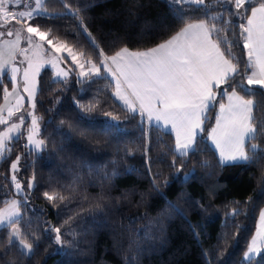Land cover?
<instances>
[{
  "label": "trees",
  "instance_id": "16d2710c",
  "mask_svg": "<svg viewBox=\"0 0 264 264\" xmlns=\"http://www.w3.org/2000/svg\"><path fill=\"white\" fill-rule=\"evenodd\" d=\"M43 3L49 15L29 24L50 29L49 39L83 53L96 66L103 59L101 49L108 56L123 47L145 51L188 23L215 24L223 31L214 30L213 39L219 35L231 43L225 55L235 57L233 63L239 61L243 74L238 78L243 87L234 90L254 102L257 134L251 143L258 149L253 162L219 161L209 135L218 117L217 104L205 116L195 151L181 156L171 134L116 101L114 83L105 75H72L62 81L45 70L36 98L43 149L39 155L30 151L21 135L12 140L0 163V209L14 198L21 200L19 218L0 229V264H264V250L250 261L244 257L264 209V89L247 85L251 71L246 69L239 27L250 13L239 10L244 19L233 15L223 0H205L204 6L175 5L171 0ZM64 3L80 18L63 14ZM220 47L226 45L221 42ZM2 87L0 83V102ZM226 97L217 100L224 103ZM245 148L252 156L248 142ZM17 157L25 197L16 195L10 178ZM55 228H60L59 243ZM14 230L20 240L32 244L31 254L14 239L9 244Z\"/></svg>",
  "mask_w": 264,
  "mask_h": 264
},
{
  "label": "snow or ice",
  "instance_id": "6c2138e0",
  "mask_svg": "<svg viewBox=\"0 0 264 264\" xmlns=\"http://www.w3.org/2000/svg\"><path fill=\"white\" fill-rule=\"evenodd\" d=\"M21 0H0V27H7L13 20L16 24H21L25 18L35 19L49 15L47 8L44 6L43 0H34L30 5L29 11L15 12L9 9L12 3L20 4ZM172 4H190L197 6H204L205 0H171ZM232 6L233 15L244 19L241 9L245 13H250L246 16V24L241 23L239 27L242 29L241 36H243V47L248 50V61L246 62V69L251 71V75L246 77L247 85H258L264 89V0H259L258 6L253 4V0H223ZM246 5L249 7L245 8ZM66 15H71L75 18L79 17L78 11H73L70 5L63 4ZM183 12V9L180 10ZM61 15V14H57ZM217 17H213V20ZM81 28L87 33L86 27L83 25L81 19ZM219 34L222 29H216L215 24L211 27L206 21L201 20L198 23H188L170 39L158 46L150 48L145 51H132L127 47L121 48L113 55L108 56L103 53L101 49L99 55L103 57L101 66L105 67L109 72L116 77V97L123 102L133 113H138L142 118L147 114L148 121H154L163 126H171L176 131V145L175 151L181 156H186L188 152L195 151L196 137L198 134L204 132L202 117L210 109H214L219 104L220 115L216 118L215 127L211 128L209 133L215 146L220 149V157L222 164L248 163L253 162L254 156L257 152L258 145L252 144L251 140L256 138L257 129L253 124L254 117L252 100H245L239 96L234 90V86L243 87V74L238 69V63H233L225 52L230 54L231 43L226 39L221 41L219 35L217 39L212 38L213 31ZM26 32L39 37L40 41H46L48 45L54 49L56 53L67 52L68 56L73 62H76V54L71 48L66 45H55L49 39V31H41L38 27L26 26ZM12 36L14 33L11 29L7 32H0V36ZM90 43L95 46V40L87 33ZM28 44L31 47L32 37L29 36ZM19 33H16V41L8 42L6 44H19ZM223 42L226 47L221 49L220 44ZM38 48H43V44H38ZM28 49H22V53H26ZM83 55V53H80ZM3 53L0 52V77L5 74L7 68L6 62L2 59ZM61 59L53 57L48 63L56 67L55 60ZM111 61L119 70L112 71L108 67V62ZM32 63L29 62L28 68L24 70L23 78L25 81V92H29L30 96L34 95L35 83L34 79L30 81L28 69L32 68ZM83 68V64L79 65ZM92 69L95 74H99L100 68L96 64H92ZM255 69V70H253ZM18 68H11L12 81L16 79ZM63 74L67 76V72H57V76ZM87 75L86 73H81ZM123 84L126 85L127 94L121 91ZM31 84V89L28 86ZM222 85H227V88H222ZM213 88L219 91H213ZM228 88H233L229 93ZM7 93L8 89L4 88ZM217 96H227L228 105L217 100ZM7 99V96H5ZM138 102L139 107L134 103ZM235 101V102H233ZM32 107H35L33 103ZM0 109V113H2ZM13 115L12 110L8 111V117ZM106 116H111V113H105ZM115 119V117H113ZM7 120L0 115V125L7 124ZM23 117L19 118V123H13L6 131L0 132V157L4 152L9 151L6 141L13 139L9 135L14 130L17 132L23 125ZM33 128L28 135V141L31 142L36 149H40L44 144L43 140H33V133L38 128L36 118L33 116L31 121ZM264 127V125H262ZM248 142L249 147L253 153L249 155L245 148V143ZM19 157L16 162L11 164V169L16 170ZM187 179V177H185ZM15 187L21 190V185L16 181L15 175L12 176ZM155 186V181H153ZM28 187H32L29 183ZM45 196L51 200L54 197L45 193ZM62 199V197H61ZM20 202L12 200L8 208L0 210V225L12 224L15 221L13 217L20 216ZM175 207V205H173ZM179 211V209H177ZM235 214V210L233 212ZM56 233V241L60 242V228L53 229ZM18 236L17 231H13L9 237V244ZM257 236L264 241V211L260 213V231ZM21 249L28 254L33 252L32 244L25 240H19ZM261 251L257 245V239L254 237L247 251L244 253L246 260H251L253 255Z\"/></svg>",
  "mask_w": 264,
  "mask_h": 264
},
{
  "label": "rangeland",
  "instance_id": "374dc122",
  "mask_svg": "<svg viewBox=\"0 0 264 264\" xmlns=\"http://www.w3.org/2000/svg\"><path fill=\"white\" fill-rule=\"evenodd\" d=\"M33 3H34V0H21L20 4L18 5L15 3L10 4L9 9L12 11H17V13L20 11H29L30 5H32ZM12 7L15 8V10L11 9ZM30 20L31 19L25 18V20L21 24H16V22L13 20L11 23L7 25V27H0V32L6 33L7 30L11 29L14 33L12 36H7L5 34L2 39L3 41L0 42V52L3 53L2 59L7 64L5 74L2 77H0V83L3 85L2 100L0 102V109H2L3 111L2 113H0V115H2L3 118L7 120L8 122L7 124L0 125V132L6 131L7 128L10 127L13 123H19V118L23 117L24 123L19 129V131L17 132L16 130H14L12 133H9V135L13 137V139L6 141L7 147L9 149V145L12 142V140L18 139L21 135H25V144L27 148L30 151H33L35 154L39 155L43 149V145H41L40 149H36L34 145L28 141V135H29L30 130L33 128L31 121L34 116L36 118V123L38 125V128L33 133V140H41L42 127H41L40 119L36 114V98H37V93H38L39 77L41 73L45 70H50L53 73L55 80L64 81V80H68L72 75H75L79 79H84L87 76L95 74V72L92 69V63L85 60L84 57L80 55V53L75 52L72 48L71 49L73 53L76 54V57H77L76 62H73L71 60V58L68 56L66 51L61 52V53H56L54 49H52V47L47 44L46 41H40L39 37L33 34H30V33H27L26 26L30 25L29 24ZM17 32L19 33V37H20L19 44L18 45H15L14 43L6 44L5 41H8V42L16 41ZM29 36L32 37L31 47L29 46L28 39H27ZM38 44H43L44 47L38 48L37 47ZM53 44L65 45L64 43H60V42H53ZM22 49H28V51L26 53H22L21 52ZM53 57L61 58V59H57L54 61V63L56 64V67H53L52 64L48 63L49 60H53ZM29 62H31L33 65L31 69H28L29 79L30 81L34 79V83H35L33 96H30L29 92L24 91V88L26 85H25V81L23 78V74H24V70L28 68ZM80 64L84 65L83 68L79 66ZM13 66L19 69V71L16 73L15 81H12L10 79L12 75L11 68ZM58 71L67 72V76H64L63 74H61L60 76H57ZM81 73H86L87 75H82ZM28 86L31 89L32 87L31 84H29ZM251 86L259 87L258 85H251ZM4 88L8 89L7 93L4 92ZM5 96H7V99H5ZM33 103L35 104L34 108L32 107ZM9 110H12L13 112V115L11 117H8ZM6 153L7 151L4 152L2 157H0V163ZM15 162H16V159L12 163H15ZM19 165H20V158H19V162L17 164L16 170H12L10 167V178H11V182L13 184L16 195L25 197L23 185L18 179ZM13 175H15L16 181L20 183L21 190L16 189L15 182H13L12 180ZM31 184H32V187H30V189L33 188V185H34L33 181H31ZM12 200H16L21 203V200L19 199V197L14 198ZM10 202L0 210L8 208ZM17 218L18 217H13V220L15 221ZM7 225L8 224L0 225V229ZM258 232H259V229L257 230L255 234V238L257 239V245L260 247L261 251L258 254L253 255L251 259L261 254L262 251L264 250V241H262L261 238L257 236ZM18 236L14 238V240L17 241L19 244L20 238ZM23 252L26 253L25 251Z\"/></svg>",
  "mask_w": 264,
  "mask_h": 264
},
{
  "label": "crops",
  "instance_id": "0c3cea01",
  "mask_svg": "<svg viewBox=\"0 0 264 264\" xmlns=\"http://www.w3.org/2000/svg\"><path fill=\"white\" fill-rule=\"evenodd\" d=\"M256 1V0H255ZM255 1H253V3L255 2ZM256 6H258V5H256ZM11 9H14L15 10V8H11ZM15 12H17V11H15ZM195 23H198V22H195ZM213 38V37H212ZM3 39V36H0V42L1 41H3L2 40ZM247 50V49H246ZM247 52H248V50H247ZM108 67L109 68H111L112 69V71H114V72H117V74H119V70H118V68H117V66L115 65V64H112V62L111 61H109L108 62ZM99 68H100V72H99V74H92L91 76H100V75H105L106 77H108L113 83H114V87H115V90H114V97H115V99H116V101L124 108V109H126V110H128L129 112H131V113H133L132 111H130L129 109H128V107L127 106H125L124 104H123V102L122 101H120L117 97H116V95H115V92H116V77H114L113 75H112V73L111 72H109L105 67H103V66H101V63H100V66H99ZM255 70V69H254ZM121 82H122V87H121V91L122 92H124L125 94H127V89H126V85H124L123 84V78H121ZM215 89L216 88H213V91H215ZM239 95V94H238ZM240 96V95H239ZM245 100H248V99H245ZM233 102H235V101H233ZM134 103L136 104V107L138 108L139 107V104H138V102H135L134 101ZM228 103H229V101H228V98L226 97V100H225V102H224V104L225 105H228ZM253 108H254V104H253ZM253 113V112H252ZM133 114H138V113H133ZM206 114H207V112L204 114V116L202 117V119L203 120H205V116H206ZM220 115V110H219V112H218V116ZM146 120H147V122L150 124V125H153V126H156V127H158V128H160L161 130H163L164 132H166V133H169V134H171L172 136H173V138H174V140H175V145H176V131L174 130V129H172L171 128V126L169 125V126H163L162 125V123L161 124H157L156 122H154V121H148V119H147V114L145 113L144 114V116H143ZM215 124H216V122H215ZM214 127H215V125H214ZM201 134V133H200ZM200 134H198L197 135V137L200 135ZM197 137H196V139H197ZM210 143H211V146L213 147V149L215 150V152H216V154H217V156H218V158H219V161H221V157H220V149H218L216 146H215V144H214V142L212 141V139H211V137H210ZM247 144V142L245 143V145ZM195 146V145H194ZM191 151V150H190ZM189 151V152H190ZM188 152V153H189ZM224 165H229V164H224ZM263 211H264V209H263ZM19 218V217H18ZM17 218V219H18ZM260 217H259V221H258V224H257V229H256V232H257V230L259 229V231H260ZM256 234V233H255ZM19 237V236H18ZM255 237V236H254Z\"/></svg>",
  "mask_w": 264,
  "mask_h": 264
}]
</instances>
